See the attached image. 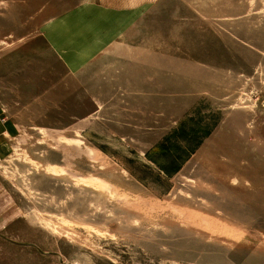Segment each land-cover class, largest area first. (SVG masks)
Masks as SVG:
<instances>
[{
    "label": "rangeland",
    "instance_id": "374dc122",
    "mask_svg": "<svg viewBox=\"0 0 264 264\" xmlns=\"http://www.w3.org/2000/svg\"><path fill=\"white\" fill-rule=\"evenodd\" d=\"M0 264H264V0H0Z\"/></svg>",
    "mask_w": 264,
    "mask_h": 264
}]
</instances>
